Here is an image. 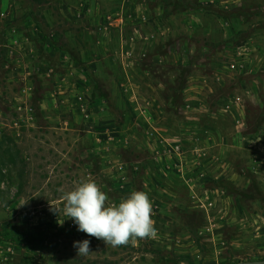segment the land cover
Returning a JSON list of instances; mask_svg holds the SVG:
<instances>
[{"label": "rangeland", "instance_id": "rangeland-1", "mask_svg": "<svg viewBox=\"0 0 264 264\" xmlns=\"http://www.w3.org/2000/svg\"><path fill=\"white\" fill-rule=\"evenodd\" d=\"M84 180L146 192L156 235L78 232L62 195ZM255 260L264 0H0V264Z\"/></svg>", "mask_w": 264, "mask_h": 264}, {"label": "clouds", "instance_id": "clouds-1", "mask_svg": "<svg viewBox=\"0 0 264 264\" xmlns=\"http://www.w3.org/2000/svg\"><path fill=\"white\" fill-rule=\"evenodd\" d=\"M63 212L71 218L78 232L102 240L113 248L126 245L129 240L154 237L156 229L152 204L144 191L133 190L118 203H107V194L93 180L77 183L62 195ZM52 211L58 212L56 208ZM63 223V221L61 222ZM77 256H87L90 240L73 241Z\"/></svg>", "mask_w": 264, "mask_h": 264}, {"label": "water", "instance_id": "water-1", "mask_svg": "<svg viewBox=\"0 0 264 264\" xmlns=\"http://www.w3.org/2000/svg\"><path fill=\"white\" fill-rule=\"evenodd\" d=\"M246 264H264V260H255V261H252V262H248Z\"/></svg>", "mask_w": 264, "mask_h": 264}, {"label": "trees", "instance_id": "trees-1", "mask_svg": "<svg viewBox=\"0 0 264 264\" xmlns=\"http://www.w3.org/2000/svg\"><path fill=\"white\" fill-rule=\"evenodd\" d=\"M17 235H18V234H17ZM19 235H21V233H20ZM4 237H7V235H6V236H4Z\"/></svg>", "mask_w": 264, "mask_h": 264}]
</instances>
